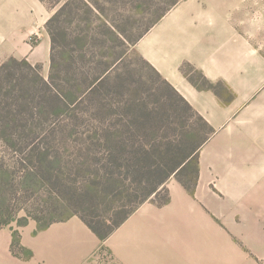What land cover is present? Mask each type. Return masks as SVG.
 Instances as JSON below:
<instances>
[{
  "label": "crops",
  "instance_id": "obj_1",
  "mask_svg": "<svg viewBox=\"0 0 264 264\" xmlns=\"http://www.w3.org/2000/svg\"><path fill=\"white\" fill-rule=\"evenodd\" d=\"M250 7L249 0H179L138 45L216 130L201 149L195 194L177 185L169 204L143 203L106 240L77 214L37 232L32 222L19 228L33 251L27 260L13 254V229L3 227L0 264H264V50L252 41L260 8L252 15ZM50 17L40 0H0V65L16 55L47 66ZM186 64L223 88H198ZM215 177L225 197L210 189ZM104 244L112 259L98 254Z\"/></svg>",
  "mask_w": 264,
  "mask_h": 264
},
{
  "label": "rangeland",
  "instance_id": "obj_2",
  "mask_svg": "<svg viewBox=\"0 0 264 264\" xmlns=\"http://www.w3.org/2000/svg\"><path fill=\"white\" fill-rule=\"evenodd\" d=\"M40 1L48 7L52 17L68 0ZM173 2L174 0H75L67 6L58 23V28L62 29L58 40L59 50L68 53L70 50H77V46L81 50L84 38L95 39L92 44V62L84 61L79 56L77 63L62 60L61 77L78 80V86L75 87L61 85V82L60 86H64L65 90L67 87L70 92L76 93V88L85 87L84 72L90 68L95 72L101 71L119 52L129 50L126 66L124 63L118 70L121 72L119 76L112 75L109 82L93 93H80L68 107L56 100L52 102L51 93L44 85H40L35 72L10 60L13 56L18 61L22 58L28 60L27 57L10 55L4 59L6 65L0 71V221L9 213L12 214L11 222L1 226H11L13 232L18 231L21 241L19 228L32 222L38 228L48 221L76 212L104 232L109 225L124 216L125 211L137 202V198L144 196L151 184H155L157 176L144 171L138 173L137 168L131 167L135 158L132 162L130 158L136 156V159H142L143 156L156 152L154 158L157 155V159L166 163L164 150L174 142L175 135L181 138L179 125L174 117L176 111L173 109L177 107L185 112L187 109L178 97L171 94L159 102L158 96L147 92L151 86L153 92L156 91L157 78L135 51L140 54L138 45L144 36L140 37L143 31ZM249 2L252 15L260 8V29L255 32L252 41L264 50V0ZM129 38L133 41H129ZM38 39V35L32 33L29 40L35 45ZM124 39H127L126 45L121 44ZM85 55L87 59H93V55ZM36 64H41L40 76L48 79L51 50L47 66L44 63ZM130 72L137 73L131 76ZM122 81L137 92L141 90L142 93L137 98L139 101L135 104L143 107L141 102L147 103L152 112V117L147 121L134 122L131 119V115H136L137 112L131 106L136 97L130 95L126 87L127 93L117 92ZM226 94L227 98L234 96L230 90ZM162 115L170 117V120ZM188 120L190 124L187 128L196 135L195 141L201 140L207 134V129L198 121L197 116ZM215 131L214 129L208 141L215 135ZM253 137L256 138L255 135ZM175 145L176 143L171 146ZM115 154L121 156L116 159L119 165L114 163L116 161H111ZM194 169L195 163H189L178 176L170 177L166 184L170 202L177 185L185 188L179 179L191 182ZM209 186L218 195L225 197L226 192L221 190L218 178L215 177ZM165 194L166 192L161 193L156 199L161 201ZM146 202L154 203L150 200ZM213 216L216 221L222 222L221 218L215 214ZM99 253L105 260L112 259V253L105 244L101 246Z\"/></svg>",
  "mask_w": 264,
  "mask_h": 264
},
{
  "label": "trees",
  "instance_id": "obj_3",
  "mask_svg": "<svg viewBox=\"0 0 264 264\" xmlns=\"http://www.w3.org/2000/svg\"><path fill=\"white\" fill-rule=\"evenodd\" d=\"M75 0H68L65 2L60 9L54 13V15L47 21L46 28L48 32L50 33L51 40H52V50H51V71L48 79H45L44 77L40 76L39 70L41 69V64H35L33 65L30 63L26 58H22L21 60L18 61L17 57H10L11 61H16L25 65L29 69H31L33 72L36 73V77L38 80H40V85H44L45 89L51 93V99L52 102L59 101V103H63L65 107H68L71 103H73L76 98L79 96L80 93H87L91 92L93 93L98 87L104 86L106 82H109V79L112 75H117L119 76L121 72L118 70L120 69L121 65L127 63L128 59V52L129 50H122L119 52L115 59L110 62V64L106 65L103 67L101 71H96L90 68L86 73H83V77L85 78V87L83 88L82 86H79L78 88L75 89V92L73 93L72 91L70 92L69 88L66 90L63 88L64 86H69V87H75L78 86V80L74 79L72 77L68 78H63L61 77L60 73L62 71L61 69V63L62 60L67 59L68 61H73L77 63L78 61V56L82 57L81 59L84 61L92 62L94 60V37L90 39V37L83 39V42L81 43V50H70L68 53H65L64 50H59V36L62 34V29L58 28V23L62 20L63 13L65 11V8L69 5H71L72 2ZM179 0H174V2L169 6L166 7L157 17L155 21H153L140 35L143 36L149 29L157 23V21L163 17V15L166 14V12L171 8L172 5H175ZM130 39V38H129ZM133 41V40H129ZM127 39H124L121 41V44L126 45ZM80 49V48H79ZM141 60H143L149 67L151 68L152 72L155 73V76L157 78V83L155 84L156 86V91L153 92L152 86L147 89V92L154 94L159 97V102L160 99L164 97H168L173 95L174 97H178L180 99L186 109L187 112L184 110L180 111L177 107H175L173 110L175 112V119L177 121V125H179V130L181 134L180 137H175L174 136V142L167 145L166 149L164 150V159L167 161L166 163L163 162L162 159H157V155L154 158V155L156 152L153 154L143 156L142 159H136V156H132L130 158L131 162L134 159V163L131 164V167L137 168L138 173H141L144 171L145 173H151L153 175H156V181L154 182L155 184H151V187L148 188L147 191H145V194L141 198H137V202L128 210L125 211L124 216L114 223L113 225H109L108 229L104 232L95 225L92 224L91 221H89L87 218H85L83 215H80L79 213H73L70 215H67L63 218L60 219H53L51 221H48L44 224H41L38 226L36 229V232L42 229H45L48 227L52 222L58 221V220H65L71 217L72 215H79L98 235L102 240L107 239L114 231L117 229L138 207H140L143 203L146 201L150 200L156 203L157 205H164L170 202L171 197L169 195L168 188L166 186L168 180L172 175L178 176L180 172L190 163L192 164L193 162L195 163V169H194V178L192 181H183L179 179V181L185 186V188L192 194H195L196 191V185L198 183L199 179V173H200V166H199V151L203 147V145L208 141L210 138L211 134L214 132V127L190 104V102L167 80L165 79L161 73L147 60L145 59L141 54H139L137 51H135ZM88 54L89 57L93 55V59L90 57L87 59L85 54ZM91 54V55H90ZM91 59V60H90ZM6 61H4L0 65V71L5 67ZM184 71L186 72L187 75H189L190 79L192 82L200 89H212L215 91L221 90L223 87L222 82H213L210 79H208L204 74L201 72L197 71L192 67L190 64H186L183 66ZM127 71V69H125ZM125 72V71H124ZM127 73V72H126ZM137 72H130L129 74L131 76H135ZM113 80V79H112ZM155 81V80H154ZM62 82L61 85L64 84V86H60V83ZM121 87L117 89V92L124 94V92L127 93V90L124 88H128L130 91V95L132 94L134 97H136L134 105L131 103V106L137 111L136 115H131V119L136 122V121H147L151 115V109H148V105L145 102H141L143 104V107H140L136 105L135 103L139 100L137 98L140 97V94L142 93L141 90L138 92L133 90L132 87H128L125 83V81H122L120 83ZM60 89V90H59ZM125 93V94H126ZM68 97V99H67ZM143 100V99H142ZM163 100H168V99H163ZM158 106V105H157ZM158 108V107H157ZM176 109V110H175ZM140 111V112H138ZM166 120H170V117L166 115H162ZM192 116H197L198 121L201 122L204 127L207 129V134L201 139L195 141L197 138L196 135L193 133V131L189 130L187 126L190 124L188 122L189 118H192ZM173 119V118H172ZM197 130V127H196ZM197 134V133H196ZM175 146H171L172 144H175ZM179 143V144H177ZM175 150L176 152H173ZM125 155L126 151H125ZM115 158L111 161H116L114 162L115 164L119 162L116 160L118 156L117 154L114 155ZM129 158V157H126ZM152 160L150 163L149 161ZM144 161H147L144 163ZM147 169V170H146ZM142 182V180H140ZM166 192L165 196L161 201H158L156 198L160 196L161 193ZM155 194V195H154ZM154 195V196H153ZM10 214V213H9ZM0 221V228L3 227L1 225L4 224H9L12 220V214L9 215ZM11 250L13 254L19 258L22 259H30L33 256V252L31 249L27 248L22 244L21 241V236L18 231L13 232V240H12V245H11Z\"/></svg>",
  "mask_w": 264,
  "mask_h": 264
}]
</instances>
